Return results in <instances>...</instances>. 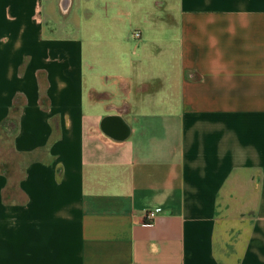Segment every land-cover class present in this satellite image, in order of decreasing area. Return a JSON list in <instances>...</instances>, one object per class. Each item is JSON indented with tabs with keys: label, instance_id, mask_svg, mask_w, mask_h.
I'll return each instance as SVG.
<instances>
[{
	"label": "crops",
	"instance_id": "crops-1",
	"mask_svg": "<svg viewBox=\"0 0 264 264\" xmlns=\"http://www.w3.org/2000/svg\"><path fill=\"white\" fill-rule=\"evenodd\" d=\"M88 2L0 0V264H264V0Z\"/></svg>",
	"mask_w": 264,
	"mask_h": 264
},
{
	"label": "rangeland",
	"instance_id": "rangeland-1",
	"mask_svg": "<svg viewBox=\"0 0 264 264\" xmlns=\"http://www.w3.org/2000/svg\"><path fill=\"white\" fill-rule=\"evenodd\" d=\"M59 1L60 0H45V6L47 8L48 6L53 5L56 7L57 10L56 11L57 20L55 24H56V30L60 31V33L55 34V36L60 37L63 40L78 42L76 43V46L78 45L81 46L83 52V58L89 60L97 57V55H105L111 50V48L114 47L112 43L110 46L109 41L101 40L106 34L105 30L101 26L93 25L90 23V21L87 22L88 18L84 16L85 14L84 9L91 2H88V0H72L71 13L69 16H64L59 13V7H58ZM157 1L161 2L165 0H141L140 4L141 6H144L143 8L146 7L150 8L153 13L154 10L156 9L155 2ZM134 5L136 4H133L132 6ZM76 15L79 16V19L76 18ZM135 16L136 17L134 18L136 19L138 17V13ZM49 24L50 25L53 24L52 16L48 17V28H50ZM48 32L52 34L49 31V29ZM131 34L133 36H136L138 32L136 30L133 31ZM132 41L136 42L134 38H132Z\"/></svg>",
	"mask_w": 264,
	"mask_h": 264
},
{
	"label": "built area",
	"instance_id": "built-area-1",
	"mask_svg": "<svg viewBox=\"0 0 264 264\" xmlns=\"http://www.w3.org/2000/svg\"><path fill=\"white\" fill-rule=\"evenodd\" d=\"M136 36H139V34L136 35ZM157 213H160V210H155V211L147 212V214H146V218H147L148 220H153V219L155 218V216H156Z\"/></svg>",
	"mask_w": 264,
	"mask_h": 264
},
{
	"label": "water",
	"instance_id": "water-1",
	"mask_svg": "<svg viewBox=\"0 0 264 264\" xmlns=\"http://www.w3.org/2000/svg\"><path fill=\"white\" fill-rule=\"evenodd\" d=\"M72 4V0H63L62 1V8L64 13L68 11L69 6Z\"/></svg>",
	"mask_w": 264,
	"mask_h": 264
}]
</instances>
